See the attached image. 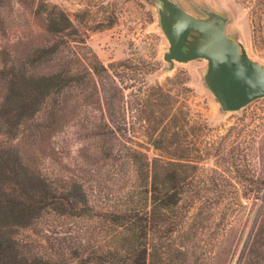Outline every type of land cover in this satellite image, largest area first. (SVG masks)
<instances>
[{
	"label": "trees",
	"instance_id": "trees-1",
	"mask_svg": "<svg viewBox=\"0 0 264 264\" xmlns=\"http://www.w3.org/2000/svg\"><path fill=\"white\" fill-rule=\"evenodd\" d=\"M12 1L16 11L30 12L37 35L19 52L1 51L2 135L24 139L0 148V264H168L172 251L181 250L168 242L185 221L180 215L199 201L188 179L194 167L191 150L176 144L179 133L168 126L153 140L160 153L152 159L146 150L133 148L130 138L133 130L142 129L150 130L152 139L167 117L155 112L168 93L160 86L158 91H141L152 69L140 74L131 59L104 65L56 4ZM4 4L0 0V7ZM0 26L5 33L4 19ZM81 46L88 50L81 52ZM136 85L139 91L134 93L130 89ZM129 102L140 112L132 122ZM69 127L89 130L95 137L93 153L102 170L96 179L84 177L88 184L72 181L69 187H53L21 154V144L40 143L45 133ZM46 211L94 226L67 231L68 238L59 236L62 231L45 236L52 240L46 250L40 240L14 229L28 227Z\"/></svg>",
	"mask_w": 264,
	"mask_h": 264
},
{
	"label": "rangeland",
	"instance_id": "rangeland-1",
	"mask_svg": "<svg viewBox=\"0 0 264 264\" xmlns=\"http://www.w3.org/2000/svg\"><path fill=\"white\" fill-rule=\"evenodd\" d=\"M49 1L66 12L74 30L104 65L131 59L140 74L152 69L145 75L147 85L141 91H158L160 86L168 93L163 100L166 103L155 112L157 117L163 113L167 117L152 139L150 130L137 129L130 134L132 147L146 150L149 159L160 153L153 140L165 126L178 131L176 144L191 150L194 167L188 179L192 181L191 194L199 201L188 214L180 215L185 221L168 242L174 250H181L172 251L168 264H264V97L238 111L223 112L204 84L201 73L207 65L205 59L174 62L171 70H165L169 63L163 53L169 44L159 25L156 0ZM177 1L194 15H202L197 4L229 14L227 35L240 41L248 55L264 66V0ZM4 3L5 7H0V19L6 26L5 33L0 26V66L2 50L19 52L37 35L29 11H16L11 0ZM87 50L81 46V52ZM138 88L130 90L135 93ZM139 113L129 102L130 122ZM2 128L0 148L4 142L13 145L24 139L6 137ZM24 143L21 154L53 187H69L72 181L88 184L84 177L96 179L102 170V162L93 153L96 139L89 130L69 127L45 133L40 143ZM93 226L76 218L58 219L46 211L32 218L28 227L14 229L22 237L40 240L50 250L52 240H45V236L55 237V232L62 231L59 236L67 237V231L74 234V230Z\"/></svg>",
	"mask_w": 264,
	"mask_h": 264
},
{
	"label": "water",
	"instance_id": "water-1",
	"mask_svg": "<svg viewBox=\"0 0 264 264\" xmlns=\"http://www.w3.org/2000/svg\"><path fill=\"white\" fill-rule=\"evenodd\" d=\"M160 28L168 41L163 59L174 62L205 59L202 78L223 112L238 111L264 97V66L245 46L226 33L229 14L196 5L202 14L185 10L177 0H156Z\"/></svg>",
	"mask_w": 264,
	"mask_h": 264
}]
</instances>
